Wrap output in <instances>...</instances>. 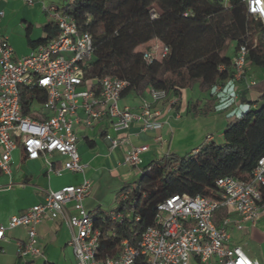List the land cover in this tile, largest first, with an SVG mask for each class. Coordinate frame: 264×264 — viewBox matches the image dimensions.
I'll use <instances>...</instances> for the list:
<instances>
[{
  "label": "built area",
  "instance_id": "2783aa9c",
  "mask_svg": "<svg viewBox=\"0 0 264 264\" xmlns=\"http://www.w3.org/2000/svg\"><path fill=\"white\" fill-rule=\"evenodd\" d=\"M22 1L32 5L35 0ZM239 1L246 20L258 23L251 41L264 40V0ZM42 8L57 32L29 53L16 55L8 36L0 33V175H10L11 153L18 147L26 159L43 158L48 173H83L85 164L77 151L79 131L86 133L96 123L107 121L116 136L106 133L105 138L116 147L127 141L124 133L133 122H138L142 131L158 133L164 124L163 104L169 112H177V97L153 86L145 89L146 96L140 97L137 108L120 104L122 95L129 90V78L85 75L84 63L94 50L92 32L81 29L70 14L55 6ZM3 17L0 7V22ZM143 46L141 56L147 62L169 50L158 43ZM249 52L250 47L244 42L234 51L230 85L245 79ZM222 68L218 66V70ZM260 78H264V68L258 75L249 76L246 86ZM214 90L218 93L222 86L216 85ZM42 92L45 98L39 101ZM24 93L32 96L27 112L21 104ZM230 98L237 100L238 92L234 91ZM161 139L160 134L154 137L155 141ZM148 149V144L130 146L124 163L138 167ZM54 154L62 159L54 161ZM10 185L8 181L0 185V190ZM216 186L217 197L173 194L159 202L154 223L139 237L133 231L135 240L123 239L115 256H97L99 230L94 228L93 218L84 207V200L92 191V182L86 177L78 184L48 189L41 202L0 222V240L8 238V230L22 227L26 238L16 242V255L22 264H34L41 255L38 224L60 219L68 229L75 264H190L192 259L197 264H261L232 243V231L241 230L245 223L254 225L264 214V155L257 159L248 179L224 175L216 179ZM127 195L126 190L122 191L119 198L125 200ZM125 215L123 211L110 212L112 220H122Z\"/></svg>",
  "mask_w": 264,
  "mask_h": 264
},
{
  "label": "trees",
  "instance_id": "16d2710c",
  "mask_svg": "<svg viewBox=\"0 0 264 264\" xmlns=\"http://www.w3.org/2000/svg\"><path fill=\"white\" fill-rule=\"evenodd\" d=\"M58 9L93 34V54L83 66L86 76L127 77L129 90L140 93L148 86L163 88L169 96L177 97L175 106L182 89L197 83L200 90H208L209 96L199 109L196 103L190 104L194 114L218 108L220 96L214 86H224L232 76V56L227 53L231 41L235 42L233 52L240 43H246L250 47L249 65L264 68V40L251 41L258 23L246 20L239 0H229L227 4L221 0H69ZM44 29L47 39L57 32L51 21ZM153 43L167 46L168 52L151 62L140 55L134 77L123 76L120 47L130 44L134 49ZM220 65L223 68L218 70ZM250 89L257 91L258 97L247 100L241 94L240 99L249 106L227 120L222 142L210 141L183 156L167 154L151 160L140 170L137 180L123 185L116 194L115 208L127 213L122 220H112L110 212L102 209L89 212L94 228L99 230V258L117 255L123 239L135 240L133 231L139 237L154 223L156 205L168 196L217 197V178H249L257 159L264 155V78ZM31 97L27 93L21 97L24 112ZM44 98L42 92L38 100ZM125 190L127 198L121 200L119 194Z\"/></svg>",
  "mask_w": 264,
  "mask_h": 264
},
{
  "label": "crops",
  "instance_id": "0c3cea01",
  "mask_svg": "<svg viewBox=\"0 0 264 264\" xmlns=\"http://www.w3.org/2000/svg\"><path fill=\"white\" fill-rule=\"evenodd\" d=\"M69 0H35L28 5L22 0H1L0 7L4 10V17L0 22V33L8 36V42L16 55H25L32 48L41 44V40L47 39L48 33L44 27L49 23V18L43 11V6H55L60 8ZM234 54H230L231 56ZM260 69L249 66L245 79L231 84L232 89L238 92L236 108L230 106L227 110L210 111L207 114H194L190 109L191 103H196L201 108L209 96L208 90H200L206 95L201 98H192L186 103L183 102V90L176 106L177 112H169L165 104L162 119L164 124L158 133L153 131H142L138 122H133L124 133L126 142L112 147L105 138V134L116 136L107 121L96 123L86 133L79 131L77 151L81 162L85 164L83 173L65 171L61 175L47 172L43 158L35 160L26 159L21 148H16L11 153L10 175H0V185L11 181L9 187L0 190V222L5 223L10 215L20 213L33 204L43 200L48 189H58L65 185L78 184L83 177L92 182L91 194L84 200V207L88 212L102 209L108 213L117 207L115 191L113 201L108 209L105 208L103 198L97 190L99 180L105 172H115L118 167L126 166L141 170L151 160H156L167 154L183 156L193 152L200 145L210 141L216 142L217 129L222 128L227 120L236 115L237 111L245 110L249 106L240 97L244 94L247 100H255L259 93L255 90H248L246 80L249 76L259 73ZM188 88V87H187ZM223 88V86H222ZM242 94V95H241ZM146 96V92L137 93L134 89L125 92L120 104H126L137 108L140 97ZM246 104V106H243ZM254 106V105H252ZM230 110H235L232 114ZM223 129L218 133L222 137ZM156 134L162 139L155 141ZM148 144L149 149L142 154V162L138 167L129 166L124 163V155L128 148L133 145ZM54 161L62 159L58 154L52 156ZM55 164H58L56 162ZM37 235L41 244V255L34 260V264H75V258L71 247L68 244L69 233L62 220L43 221L37 226ZM7 239L0 240V264H22L16 255V242L26 238L25 230L16 227L7 231ZM232 243L239 245L251 258L264 261V214L254 224L245 223L241 230L233 229ZM256 248L260 252L256 251ZM190 264H197L192 259ZM264 264V263H263Z\"/></svg>",
  "mask_w": 264,
  "mask_h": 264
},
{
  "label": "rangeland",
  "instance_id": "374dc122",
  "mask_svg": "<svg viewBox=\"0 0 264 264\" xmlns=\"http://www.w3.org/2000/svg\"><path fill=\"white\" fill-rule=\"evenodd\" d=\"M235 47V42L231 41L227 47V53L230 55L233 53V49ZM144 49V46H139L136 48H132L130 44L128 45H122L120 47L121 51V57H122V65L121 70L123 73V76H128L130 78H133L136 72V60L137 57L141 55V51ZM257 74H253V76H256ZM235 90L232 89V86L230 83H226L222 90L218 93L221 95L219 100L218 107L220 110H227L230 106H233V108L237 107V104L230 98L232 93ZM206 94L204 92L199 91L198 84L194 83L191 87L185 88L183 90V102L186 103L188 100H191L192 98H201L204 97ZM230 95V96H229ZM243 106H246V104H243ZM217 108V110H219ZM247 108V107H246ZM243 110H238L236 113L239 114ZM235 112V110H230L229 113L232 114ZM223 127V126H222ZM217 129L216 132V142L220 143L223 141V137H218V133L223 128ZM140 177V170L134 169L132 167H126L121 166L116 169L115 172H105L103 177L99 180V184L97 187V190H95V193H98L103 198V203L106 209H108L109 205L113 201V197L115 195V191L122 188L124 184L130 183L132 181L137 180ZM257 252H260L258 248H256ZM262 264L264 263L263 260H261Z\"/></svg>",
  "mask_w": 264,
  "mask_h": 264
}]
</instances>
